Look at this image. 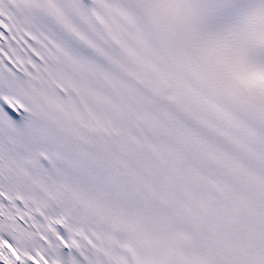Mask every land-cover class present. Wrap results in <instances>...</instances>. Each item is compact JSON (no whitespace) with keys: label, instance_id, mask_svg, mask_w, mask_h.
I'll list each match as a JSON object with an SVG mask.
<instances>
[{"label":"snow or ice","instance_id":"1","mask_svg":"<svg viewBox=\"0 0 264 264\" xmlns=\"http://www.w3.org/2000/svg\"><path fill=\"white\" fill-rule=\"evenodd\" d=\"M0 264H264V0H0Z\"/></svg>","mask_w":264,"mask_h":264}]
</instances>
